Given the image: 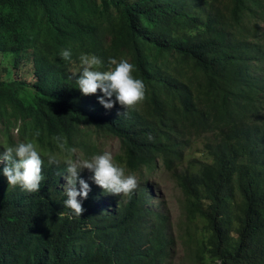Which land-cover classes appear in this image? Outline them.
<instances>
[{
  "label": "trees",
  "instance_id": "16d2710c",
  "mask_svg": "<svg viewBox=\"0 0 264 264\" xmlns=\"http://www.w3.org/2000/svg\"><path fill=\"white\" fill-rule=\"evenodd\" d=\"M263 22L264 0H0V155L34 141L45 177L25 192L0 163V264H175L170 249L186 238L191 264H264ZM82 53L101 71L109 57L133 64L144 103L109 110L102 92L83 95L70 78ZM23 63L33 83L16 77ZM94 134L121 139L114 161L140 186L108 194L85 169L91 191L77 217L63 204L68 153L52 138L90 159ZM49 153L61 163L49 165ZM161 161L184 196L182 238L150 206Z\"/></svg>",
  "mask_w": 264,
  "mask_h": 264
},
{
  "label": "clouds",
  "instance_id": "9594fccd",
  "mask_svg": "<svg viewBox=\"0 0 264 264\" xmlns=\"http://www.w3.org/2000/svg\"><path fill=\"white\" fill-rule=\"evenodd\" d=\"M59 55L63 60L74 63L70 50L62 49ZM23 64L31 65V63ZM102 68H104V62L99 57L82 53L79 56V66L70 70V78L78 76L75 79L77 88L85 96L97 95L102 92L103 95L98 97V101L106 109L110 110L119 103L126 110H135L144 103L146 85L133 75L135 71L133 64L126 59L117 61V59L109 57L107 70L101 71ZM31 74L33 75L32 65ZM34 80L33 76L31 83ZM108 136L111 135L108 134ZM52 139L61 151L68 153L63 160L67 171L64 175L67 184L64 191L66 199L63 204L66 208L71 209L75 216L81 217L84 213L82 199L86 200L91 191L89 183L80 177V173L85 169L94 174L92 179L105 193L130 197L139 188L140 181L137 176L128 174L124 167L116 163L111 152L105 151L90 159H83L79 156L73 159L76 149L67 148L65 138L54 136ZM118 139L121 142V139ZM4 149L5 151L0 155V163L5 164L3 175L7 178L9 186H19L29 193L39 192L45 179L43 175L44 159L37 150L35 142H20ZM47 158L49 165L61 163L54 154L49 153ZM151 186L154 188L153 185Z\"/></svg>",
  "mask_w": 264,
  "mask_h": 264
},
{
  "label": "rangeland",
  "instance_id": "374dc122",
  "mask_svg": "<svg viewBox=\"0 0 264 264\" xmlns=\"http://www.w3.org/2000/svg\"><path fill=\"white\" fill-rule=\"evenodd\" d=\"M262 27L264 28V22L262 23ZM16 77H22L21 79H24L26 81H33V75L31 74V65H24L22 64L20 67V70L18 69V72H16ZM4 65L2 63V57L0 56V76L4 77ZM4 127L0 125V132L3 130ZM1 136V134H0ZM13 138L16 140V143L19 142V130L18 128L14 129V135ZM93 142L98 147V153L96 155L103 154L105 151L111 152L114 159L115 156L119 155L121 153V142L118 138L108 136V135H102L99 136L97 134L93 135ZM3 144V139H0V145ZM16 145V144H14ZM198 157H201L199 153H197ZM78 156L85 159L87 156V152L84 149H81L78 153ZM87 156L86 158H88ZM65 157H63V160ZM62 160V161H63ZM160 169L156 171H152L150 174V185H153V197L151 198L150 206L154 210H164L168 215H170L171 220L173 222L175 231V234L178 236H183L185 234V228L186 226H182L183 231H180V228L178 227L177 223L178 220L181 219L184 207V196L182 194L181 189L177 185L176 181L173 179L171 173H167L165 169V165L161 161ZM184 222V221H183ZM181 224V222H180ZM203 222H201L199 219L196 220L194 223H190L189 227L192 229L191 231H196L197 229H200L203 227ZM182 242H185V244H188V238L184 241H179L176 245L171 247L170 249V258L169 262L171 263L172 257L174 258V253L176 252L175 256V264H191L190 258H188L189 255V248L186 245H183Z\"/></svg>",
  "mask_w": 264,
  "mask_h": 264
}]
</instances>
